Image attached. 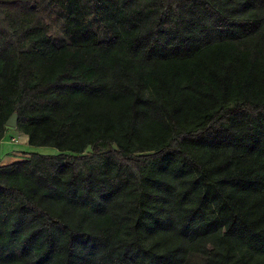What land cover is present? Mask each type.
<instances>
[{
  "label": "trees",
  "instance_id": "trees-1",
  "mask_svg": "<svg viewBox=\"0 0 264 264\" xmlns=\"http://www.w3.org/2000/svg\"><path fill=\"white\" fill-rule=\"evenodd\" d=\"M48 1L0 0V140L58 150L0 164V264H264V0Z\"/></svg>",
  "mask_w": 264,
  "mask_h": 264
},
{
  "label": "rangeland",
  "instance_id": "rangeland-1",
  "mask_svg": "<svg viewBox=\"0 0 264 264\" xmlns=\"http://www.w3.org/2000/svg\"><path fill=\"white\" fill-rule=\"evenodd\" d=\"M38 6L40 10L42 11L43 15L45 16L47 22L50 25V33L52 35L53 41L56 44H62L64 41H66V38L64 36L63 30H62V18L60 15V8L55 2L48 1V0H37ZM100 36L104 37L105 33L101 27L97 28ZM6 129L14 130L21 134V131L17 129L16 126H11L6 124ZM18 139V140H17ZM21 138L16 137V140H13L10 138V141H16L15 143L22 144L20 142ZM32 151L31 152H38V153H57L58 150L53 147H48V146H30ZM89 150V149H88ZM21 154H18V156H23L24 151H18Z\"/></svg>",
  "mask_w": 264,
  "mask_h": 264
},
{
  "label": "crops",
  "instance_id": "crops-1",
  "mask_svg": "<svg viewBox=\"0 0 264 264\" xmlns=\"http://www.w3.org/2000/svg\"><path fill=\"white\" fill-rule=\"evenodd\" d=\"M22 135H19L18 132L10 129H6L3 138L0 140V164H8L16 161H22L29 157V153L32 151L30 145L28 144V136L21 132ZM16 137L19 139L22 144L15 143ZM10 138L16 141H10ZM30 149V150H28ZM18 151H24L23 156H18Z\"/></svg>",
  "mask_w": 264,
  "mask_h": 264
},
{
  "label": "water",
  "instance_id": "water-1",
  "mask_svg": "<svg viewBox=\"0 0 264 264\" xmlns=\"http://www.w3.org/2000/svg\"><path fill=\"white\" fill-rule=\"evenodd\" d=\"M16 114L13 113L12 115H10V117L7 119L6 124L7 125H11V126H16Z\"/></svg>",
  "mask_w": 264,
  "mask_h": 264
}]
</instances>
